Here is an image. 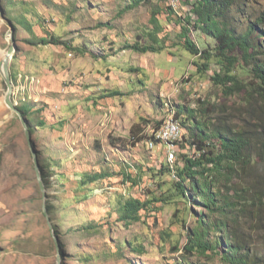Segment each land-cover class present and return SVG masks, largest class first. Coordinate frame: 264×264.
<instances>
[{
    "label": "rangeland",
    "instance_id": "rangeland-1",
    "mask_svg": "<svg viewBox=\"0 0 264 264\" xmlns=\"http://www.w3.org/2000/svg\"><path fill=\"white\" fill-rule=\"evenodd\" d=\"M131 2L14 0L8 12L0 8V62L12 45L10 20L17 28L18 46L11 76L24 75L20 89L35 110L43 109L34 111L31 119L34 126L41 120L47 123L39 125L33 137L41 166L50 176L45 199L22 122L4 102L8 88L0 73V264H59L45 205L54 209L49 214L59 231L62 264H186L187 230L196 226L201 212L207 214L202 206L185 210L183 203L169 201L146 174L125 197L147 200L150 193V200L157 197L159 202L130 226L118 220L122 174L139 162L159 169L168 158V144L154 149L149 140L134 144L133 125L140 118L162 122L175 113L168 103L195 107L199 99L226 106L225 117L231 120L264 122V106L258 100L226 98L211 81L213 70L198 75L193 57L175 45L181 31L176 20L189 6L181 8L175 0L178 18L162 14L159 23L152 24L159 5L141 2L128 9ZM234 7L229 14L232 26L245 31L254 23L252 16L264 12V0ZM24 18L33 24L32 33L20 23ZM49 35L69 47L41 43ZM136 43L157 52L143 54L127 47ZM85 45L91 53L76 50ZM115 91L122 95L107 98ZM101 173L110 177L82 185L85 174ZM41 179L44 182L42 170ZM164 180L173 184L168 177ZM252 237L264 257V239ZM199 260L220 264L216 258Z\"/></svg>",
    "mask_w": 264,
    "mask_h": 264
},
{
    "label": "trees",
    "instance_id": "trees-1",
    "mask_svg": "<svg viewBox=\"0 0 264 264\" xmlns=\"http://www.w3.org/2000/svg\"><path fill=\"white\" fill-rule=\"evenodd\" d=\"M173 1L133 0L134 4L131 2L128 9L141 2H156L159 6L152 15L151 23L157 24L158 15L177 17L178 6ZM176 1L181 2V8L189 6V11L177 17L176 24L181 27V31L176 35L178 42L175 45L193 57L198 75H206L212 69L211 81L223 96L246 103L258 100L264 106V12L252 16L254 23L250 21L245 31L237 32L229 14L234 6L247 0ZM13 3L14 0H0L2 9L7 12ZM9 23L13 24L10 20ZM20 23L30 33L33 32L34 26L28 18ZM41 43L69 47L67 41L50 35L46 39L42 38ZM88 47L85 45L76 50L83 53L88 50L91 53ZM127 47L143 54L157 52L155 47L142 46L140 43L128 44ZM11 79L14 87H20L24 75L12 73ZM21 92L24 91L18 93L22 95H19L20 105L17 107L29 121L34 135L39 125L44 127L47 123L41 120L34 126L31 115L34 111L41 113L43 109L35 110L34 102L27 98L26 92V100H23ZM121 95L115 91L107 98ZM168 105L176 108L175 118L183 129L182 138L174 143V164L167 158V162H161L157 169L139 162L133 164L132 170L123 173L122 187L119 189L123 196L118 201V220L130 226L141 221L143 211L153 209L152 205L159 202L157 197L150 200V193L147 194V200L135 196L125 197L127 191L133 190L148 174L151 177L149 179L157 183V190L168 194L169 201L183 203L185 210L202 206L207 211V214L201 212L196 226L187 230L188 242L183 247L187 254L183 257L186 264H201L199 259L203 256L211 261L216 258L220 264L264 263V257L254 246L256 242H252V236L260 235L264 239V122L231 120L225 117L229 112L226 106L224 108L222 104L206 100L202 102L201 99L195 107L173 103ZM165 121L140 118L131 129L134 144L147 140L155 147L157 144H166L156 138ZM148 127L151 129L146 132ZM46 169V166H41L44 182L49 186L50 176ZM109 177L104 173L85 174L81 183L86 185ZM165 177L170 178L173 184L161 182ZM164 187H168V191H163ZM49 210L54 211L52 206H49ZM180 222L184 226L187 220L184 218Z\"/></svg>",
    "mask_w": 264,
    "mask_h": 264
},
{
    "label": "water",
    "instance_id": "water-1",
    "mask_svg": "<svg viewBox=\"0 0 264 264\" xmlns=\"http://www.w3.org/2000/svg\"><path fill=\"white\" fill-rule=\"evenodd\" d=\"M0 8H1V12H3L1 4H0ZM2 16H4V13H2ZM11 28H12V33H11V42L12 45L10 46V48L8 49L5 58L0 62V73L5 81V84L7 85L8 91L6 93V96L4 98V102L5 104L12 110V112L14 114H16L21 122L22 125L24 127L25 130V134L26 137L28 139V143L29 146L32 150L33 156H34V160L36 163V169H37V173L39 176V180H40V187L43 191V195L45 197V199H48V194H47V189L45 186V183L43 182V180L41 179V163H40V159H39V150H38V145L34 140V137L31 133L30 130V125H29V121L27 120V118L24 116V114L22 113V111L16 106L15 102L13 101V93H14V85L12 83V79H11V61L13 59V56L16 54L17 50H18V46H17V30L16 28L13 26V24H10ZM45 214L47 216L48 219V224L53 232V236L55 239V243H56V247L58 250V263L62 264V246H61V240L60 237L57 235L54 225L51 221V217L49 214V210L47 208V205H45Z\"/></svg>",
    "mask_w": 264,
    "mask_h": 264
},
{
    "label": "built area",
    "instance_id": "built-area-1",
    "mask_svg": "<svg viewBox=\"0 0 264 264\" xmlns=\"http://www.w3.org/2000/svg\"><path fill=\"white\" fill-rule=\"evenodd\" d=\"M20 87H18L17 89L15 88V93H16L15 96H17V94L20 92L21 90ZM23 100H26V98H24ZM13 101L15 102L16 106L20 105V102L17 101L16 98ZM182 135H183L182 125L180 121L175 118V113L171 114V116L166 119L163 127L156 134L157 140L164 141L166 144L169 145L168 146V161L171 164H174V161H175L174 143L177 140H180L182 138ZM151 146L153 148L154 144L152 143Z\"/></svg>",
    "mask_w": 264,
    "mask_h": 264
},
{
    "label": "bare ground",
    "instance_id": "bare-ground-1",
    "mask_svg": "<svg viewBox=\"0 0 264 264\" xmlns=\"http://www.w3.org/2000/svg\"><path fill=\"white\" fill-rule=\"evenodd\" d=\"M6 56V55H5ZM5 58V57H4Z\"/></svg>",
    "mask_w": 264,
    "mask_h": 264
}]
</instances>
